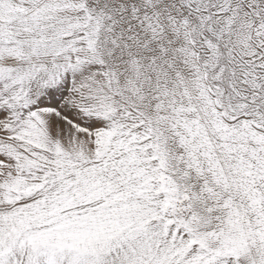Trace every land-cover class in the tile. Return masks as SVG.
<instances>
[{
	"label": "snow or ice",
	"instance_id": "1",
	"mask_svg": "<svg viewBox=\"0 0 264 264\" xmlns=\"http://www.w3.org/2000/svg\"><path fill=\"white\" fill-rule=\"evenodd\" d=\"M0 264H264V0H0Z\"/></svg>",
	"mask_w": 264,
	"mask_h": 264
}]
</instances>
